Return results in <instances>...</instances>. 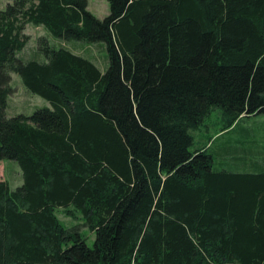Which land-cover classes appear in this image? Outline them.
I'll return each instance as SVG.
<instances>
[{
	"label": "trees",
	"instance_id": "trees-1",
	"mask_svg": "<svg viewBox=\"0 0 264 264\" xmlns=\"http://www.w3.org/2000/svg\"><path fill=\"white\" fill-rule=\"evenodd\" d=\"M12 0L0 9V264H264V169L214 167L192 131L264 115V0ZM104 42L109 67L38 39ZM52 104L8 117L11 73ZM81 211L94 246L56 214Z\"/></svg>",
	"mask_w": 264,
	"mask_h": 264
},
{
	"label": "rangeland",
	"instance_id": "rangeland-1",
	"mask_svg": "<svg viewBox=\"0 0 264 264\" xmlns=\"http://www.w3.org/2000/svg\"><path fill=\"white\" fill-rule=\"evenodd\" d=\"M12 0H0V9H4ZM89 10L99 18H105L110 13L108 0H88ZM24 34L27 36L26 46L19 52V56L26 61L36 60L45 61V55L39 50L38 39L47 37L50 45L55 48H66L76 54L82 55L93 61L102 72H105L109 67V57L106 44L104 42H89L78 39H63L53 35L45 26L27 23ZM12 80L10 86L12 88L8 98L7 115L13 117L18 114H32L36 109L42 107L52 108V104L46 98L29 91L21 76L18 73H11ZM221 118V109L216 108L208 116L205 125L196 131H192L195 137V144L192 149L207 145L209 152L212 154L218 150L232 148L237 150L245 157V148L250 146V142H246L247 131L251 135L256 136V141H264V121L260 118H244L240 121L236 129L229 134L223 135L214 140V135L219 131ZM261 136V137H259ZM233 153V152H232ZM235 154H230L226 158H231L232 161H237ZM7 181L12 188H17L24 183L22 169L19 163L13 159H4L0 161V181ZM72 214L62 207H56V214L63 222L65 227L79 231L86 239L87 243L93 247L96 239L95 233L89 228L86 219L79 210L70 207ZM130 264H135L134 260Z\"/></svg>",
	"mask_w": 264,
	"mask_h": 264
},
{
	"label": "crops",
	"instance_id": "crops-1",
	"mask_svg": "<svg viewBox=\"0 0 264 264\" xmlns=\"http://www.w3.org/2000/svg\"><path fill=\"white\" fill-rule=\"evenodd\" d=\"M260 118L262 121H264V115H252V116H242L236 123L224 130V131H218L213 138L214 140L218 139L219 137L229 134L240 123L241 120L244 118ZM256 118V119H257ZM248 133L246 135V142H250V146L245 148V157L244 155L238 153L237 150H233L232 148H224L223 150H218L217 152L212 153L214 156V167L218 170H227V171H232V172H238V173H243V174H250V173H259L263 171L264 169V141L257 142L256 141V136L251 135V140H250V133L249 130H246ZM261 137V136H259ZM212 138L210 139L209 143L211 142ZM208 143V144H209ZM207 145H202L201 147H208ZM233 152V153H232ZM230 154H235L237 161H232L231 158H226Z\"/></svg>",
	"mask_w": 264,
	"mask_h": 264
}]
</instances>
